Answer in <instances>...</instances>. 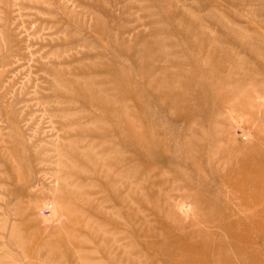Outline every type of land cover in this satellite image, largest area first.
Listing matches in <instances>:
<instances>
[{
	"label": "rangeland",
	"instance_id": "1",
	"mask_svg": "<svg viewBox=\"0 0 264 264\" xmlns=\"http://www.w3.org/2000/svg\"><path fill=\"white\" fill-rule=\"evenodd\" d=\"M252 160L264 0H0V264H225Z\"/></svg>",
	"mask_w": 264,
	"mask_h": 264
},
{
	"label": "bare ground",
	"instance_id": "2",
	"mask_svg": "<svg viewBox=\"0 0 264 264\" xmlns=\"http://www.w3.org/2000/svg\"><path fill=\"white\" fill-rule=\"evenodd\" d=\"M239 169L245 174L247 179L250 178L253 181L250 185L242 183V188L240 185L234 186V190L239 193L240 196L238 204L245 212L243 214L241 213L243 212L242 209L241 212H238V210L229 208L230 212L227 214L225 213L222 222L217 225L223 229L231 239L229 246L234 252V258L232 259L226 256L222 251V245L217 246L216 252L225 264H257L258 261L256 257L253 256V253L248 252L246 246H244L243 243L237 242V239H239L241 233L243 234L242 237H244V239L247 238L248 243H251L248 238L250 233L254 232L258 236L262 233L260 223L264 217V167H261L258 161L252 160L251 162L246 161ZM162 246L164 255L174 262L178 261V264H186L181 261V255L186 256L191 253L197 254V250L194 251V247L191 246L190 240L186 237L184 242H174V245L171 244L169 246L162 244ZM208 252L210 256H207L206 253L203 255L204 257L206 255L207 259L209 258L206 263L199 262L190 264H218L217 262H212L211 252ZM213 252L214 251H212V253ZM259 264H261V262Z\"/></svg>",
	"mask_w": 264,
	"mask_h": 264
}]
</instances>
